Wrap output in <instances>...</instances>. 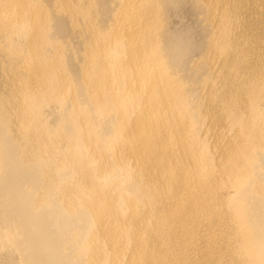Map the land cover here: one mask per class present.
<instances>
[{"label": "bare ground", "instance_id": "bare-ground-1", "mask_svg": "<svg viewBox=\"0 0 264 264\" xmlns=\"http://www.w3.org/2000/svg\"><path fill=\"white\" fill-rule=\"evenodd\" d=\"M0 264H264V0H0Z\"/></svg>", "mask_w": 264, "mask_h": 264}, {"label": "rangeland", "instance_id": "rangeland-1", "mask_svg": "<svg viewBox=\"0 0 264 264\" xmlns=\"http://www.w3.org/2000/svg\"><path fill=\"white\" fill-rule=\"evenodd\" d=\"M5 255L8 257L7 253Z\"/></svg>", "mask_w": 264, "mask_h": 264}]
</instances>
